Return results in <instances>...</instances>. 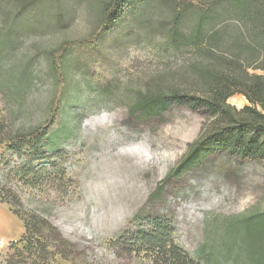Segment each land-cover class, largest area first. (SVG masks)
I'll list each match as a JSON object with an SVG mask.
<instances>
[{
  "label": "rangeland",
  "instance_id": "1",
  "mask_svg": "<svg viewBox=\"0 0 264 264\" xmlns=\"http://www.w3.org/2000/svg\"><path fill=\"white\" fill-rule=\"evenodd\" d=\"M206 4L211 27L224 28L226 45L215 52L184 43ZM116 9L113 0H0L2 137L8 144L52 122L43 149L56 168L52 187L16 177L14 188L21 212L50 225L45 249L27 250L23 224L0 204V264H150L129 245L158 218L199 264H264V242L247 243L242 227L264 212V161L213 153L167 178L208 124L202 110L173 105L159 118L129 115L147 96L204 93L228 62L243 61L234 7L141 0L110 24ZM227 104L249 105L241 94ZM0 147L4 177L21 160Z\"/></svg>",
  "mask_w": 264,
  "mask_h": 264
},
{
  "label": "trees",
  "instance_id": "2",
  "mask_svg": "<svg viewBox=\"0 0 264 264\" xmlns=\"http://www.w3.org/2000/svg\"><path fill=\"white\" fill-rule=\"evenodd\" d=\"M140 1L113 0L117 9L109 20L110 24L118 21L125 9ZM217 1L231 4L238 20H241L242 26H236L235 50L246 55L243 61L228 62L226 67L210 77L212 83H208L209 87L204 93L171 91L147 96L129 112L131 117L137 119L159 118L173 105H179L193 111L202 110L205 115L208 124L167 178L181 177L200 166L213 153H226L240 160L264 161V0ZM211 7L207 4L200 7L194 27L184 40L187 46L202 52L219 51L226 45L222 39L224 28L214 30L211 27ZM173 36L180 41L184 35L175 30ZM249 68L262 74L249 75ZM235 94L243 95L249 105L240 110L230 107L227 101ZM51 124L11 137L8 144L2 137L3 127L0 125V146L5 144L21 160V165L10 168L4 177H0V204L6 205L23 224L21 241L24 242L26 237L31 238L27 241V250H44L42 239L51 227L37 215L21 212L20 199L14 189L16 177L20 178L22 184L32 185L35 189L45 184H49V187L55 185L53 174L56 168L43 149ZM64 179L65 173L62 172L58 181L62 184ZM242 227L247 243L257 245L264 242V212L246 217ZM129 246L130 253L146 255L150 264H199L173 241L171 224L162 218L155 219L147 231L137 235Z\"/></svg>",
  "mask_w": 264,
  "mask_h": 264
},
{
  "label": "snow or ice",
  "instance_id": "3",
  "mask_svg": "<svg viewBox=\"0 0 264 264\" xmlns=\"http://www.w3.org/2000/svg\"><path fill=\"white\" fill-rule=\"evenodd\" d=\"M85 58H87V56L85 55Z\"/></svg>",
  "mask_w": 264,
  "mask_h": 264
}]
</instances>
